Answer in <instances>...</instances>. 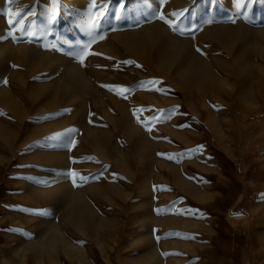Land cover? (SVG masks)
<instances>
[{"label": "rangeland", "instance_id": "obj_1", "mask_svg": "<svg viewBox=\"0 0 264 264\" xmlns=\"http://www.w3.org/2000/svg\"><path fill=\"white\" fill-rule=\"evenodd\" d=\"M36 1L0 2L3 41L15 42L0 60V183L7 205L0 212V243L11 263L23 264L26 253L25 264H252L243 246L253 235L264 239V223H254L247 236L237 221L229 227L237 232L220 234L217 243L202 239L196 227L205 219L200 205L219 187L216 176L238 167L236 151L233 168L215 157L214 131L230 133L227 121L247 105L264 107V86L255 87L264 78V35L222 42L205 29L218 21L256 24L261 0H232L242 6L238 11L224 0H151L145 21L160 17L192 39L211 65L208 74L164 60L150 43L124 46L118 25L96 21L95 38L92 33L74 53L90 82L70 90L60 63H38L18 47L26 41L50 53L71 49L62 36L75 22L74 10L58 21L66 5L53 0L57 11L41 28ZM99 1L98 13L110 2ZM136 1L116 0L123 13ZM202 5L206 20L198 19ZM51 183L57 186L49 191ZM227 185L220 201L229 208L245 189L236 180ZM70 190L94 209L80 225L67 214ZM193 244L198 249L191 254L187 245ZM215 246L221 254L205 261L200 250ZM255 264H264V256Z\"/></svg>", "mask_w": 264, "mask_h": 264}, {"label": "bare ground", "instance_id": "obj_2", "mask_svg": "<svg viewBox=\"0 0 264 264\" xmlns=\"http://www.w3.org/2000/svg\"><path fill=\"white\" fill-rule=\"evenodd\" d=\"M52 1L53 0H40L38 7L35 6L37 8V14L40 15L41 28H44L43 25L46 22L45 19L51 18V16L57 11H55L54 9L56 4L54 5ZM62 1L66 6L62 8V14L59 16L58 21L66 20L69 15L70 9L74 10V15L76 16L71 30L66 32L62 36L66 42L71 44L69 46L71 48L70 51H66L67 49L61 50L54 47L56 48L55 51L53 53H50V51H45V49H43L44 51L39 50V47L37 48L34 45L24 44L26 43V41L24 43L22 42L18 44V47L20 48L24 56L31 57L33 61H36L38 63H44L46 66L49 65V67L55 66L60 63L69 75V80H66V88L69 90L74 84L85 86L90 82V78L83 65L84 63H82L83 61L79 59L80 56L78 58L76 55H74V53L79 50L78 46L82 44L81 41L84 42L88 38H91L94 29H96L97 27L95 26L96 21L98 23L100 21H108L110 23L118 25L117 27L119 28V30H115L118 31L116 34V38L124 46L146 49L147 43H150L153 46L158 47L157 49L164 60L181 64V67L185 71H198L200 73L207 74L211 71V65L204 58V55L202 53H197V51L192 48V39L186 38L185 35L182 36V34L177 33L166 22L160 23V17V19L158 18L159 21L156 20L157 22L152 23L151 21L153 20L145 21L142 13L150 8L151 0H137L136 2H133V6L131 9L128 8L124 11V13L122 7H120L116 0H107L110 1L108 2L109 4L103 7L100 13L95 10V6L101 5V3H103L99 0ZM224 1L232 5L236 11L240 9L239 7H242H236V3H233L234 0ZM0 2H2V0H0ZM35 2L37 1L35 0ZM56 2H58V0H56ZM130 2L128 1V4ZM154 2L158 4V0H155ZM262 3L264 4V0H261V4ZM154 5L156 6V4ZM250 5L251 3H246L244 5L245 9H249ZM211 6L209 7L210 9ZM204 9L205 7L204 5H202L198 10V19L200 20L202 18L204 19L205 17L204 13H206L207 10L204 11ZM104 13H107L108 15L105 18H102ZM1 14L2 13L0 12V15ZM209 14L210 12L206 15ZM202 15H204V17H201ZM153 17H155L154 14ZM258 17L259 18L256 24L247 22L245 23L243 20L239 21L238 19L237 20L239 22H235L236 24H229L227 22L219 21L217 23L216 21H214L216 22V24L208 27L205 26V28L207 27V29H204L205 31H207V35L209 34L213 38L222 42H232L234 40H237L238 38L251 37L256 33L264 35V27L262 26V24H260L262 21H264V12L262 14H259ZM207 18L210 17L207 16ZM207 18L205 17L204 20H206ZM137 21H140V23L137 24ZM201 22L203 23L204 21ZM192 23L193 21H191V24ZM1 24L2 21L0 18V60L2 59L4 52H6L10 48L15 47V42L10 38V36H12L10 32H8L10 34V36L8 35V37L10 38V40L8 38L9 42L7 40H5L7 42L3 41V36L1 34H4L6 32V27L3 28L5 25L2 27ZM66 25H68V23ZM79 27L81 31L78 30ZM94 33L93 38L91 39L95 38ZM58 46H60V44ZM244 69V67H237L238 72H242ZM260 80L261 81L259 82L257 81L258 84H256L255 86L258 89H261V87L264 86V78ZM243 108V112L240 113V115H236L229 121H227L230 133L222 134V130L219 129L214 131V133H216V136L212 137L213 144L211 148L213 154H215V157H221L224 161L227 160L228 163L231 164L230 161L233 160L230 158V155H232L234 151H236V153L238 154V167L235 171H233V175H230V173H228L226 175L221 174L219 176H216V179L218 180L217 185L219 187L217 190H214V192H212V200L200 205V212L205 219L202 218L203 221H200L199 226H197L196 228L202 231V239H211L216 243L218 241L222 242L223 240L221 239L220 234H223L224 232L229 230L230 232H233L234 230L236 231V229L231 230L229 227L231 224L234 225V223H236L237 221H241L244 223V228H246L244 230V233L247 236L253 233L252 227L255 225L254 223H264V107L259 102H256ZM232 144H235L236 146L231 147ZM231 165L232 168L235 166L234 163ZM232 180L242 182L245 190L243 193L239 192L235 199V202L229 208H227L224 205H221L220 200L223 196L221 194L222 191L227 188V183ZM54 185L52 183L48 185V187L50 188L49 191H52L53 189L51 190V188L57 186V184ZM1 188L2 183H0V212L3 211L5 207H7V205L4 206L5 199L1 194ZM44 190L46 189H43V193ZM61 190L62 189L60 187L56 188L57 192H61ZM66 201L68 208V217L77 225L82 224L86 213H94V209H92V205L87 200V198L84 196H78L74 191H71V196L69 194V197ZM234 228H236L235 225ZM262 238V234H260L259 236L253 235L249 239V242L243 246V248L245 247L244 250L247 251L246 256L248 258V261L252 264H255L257 260H260L261 257L264 256V239ZM187 247L191 254H193L195 250L198 249L197 244H193V246L187 245ZM5 248L6 247L2 243H0V264H12L10 258L5 252ZM200 251L203 252L205 261L209 262L211 259H216L215 257L218 258V254H221V247L215 246L212 248H204ZM14 252L18 251L14 250ZM22 260L23 264H25L24 262L29 261L26 253H23Z\"/></svg>", "mask_w": 264, "mask_h": 264}, {"label": "snow or ice", "instance_id": "obj_3", "mask_svg": "<svg viewBox=\"0 0 264 264\" xmlns=\"http://www.w3.org/2000/svg\"><path fill=\"white\" fill-rule=\"evenodd\" d=\"M101 7H102V5H98V6L96 7V11H99ZM18 22H19V20L16 21V23H18Z\"/></svg>", "mask_w": 264, "mask_h": 264}]
</instances>
